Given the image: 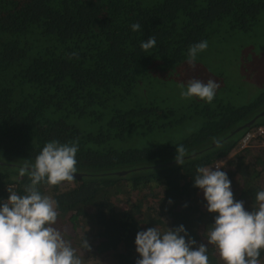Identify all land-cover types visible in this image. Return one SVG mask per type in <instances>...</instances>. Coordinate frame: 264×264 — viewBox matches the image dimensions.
Returning <instances> with one entry per match:
<instances>
[{"label": "trees", "instance_id": "16d2710c", "mask_svg": "<svg viewBox=\"0 0 264 264\" xmlns=\"http://www.w3.org/2000/svg\"><path fill=\"white\" fill-rule=\"evenodd\" d=\"M205 40L193 68L189 46ZM193 79L219 83L211 104L181 98ZM245 83L259 93L220 94ZM263 111L264 0H0V206L8 186L24 194L25 160L78 141L74 181L40 191L58 202L55 227L84 264H136L138 232L180 225L209 248V264H224L206 235L218 214L194 177L224 161L234 201L253 211L264 149L238 142L264 117L230 134Z\"/></svg>", "mask_w": 264, "mask_h": 264}, {"label": "clouds", "instance_id": "9594fccd", "mask_svg": "<svg viewBox=\"0 0 264 264\" xmlns=\"http://www.w3.org/2000/svg\"><path fill=\"white\" fill-rule=\"evenodd\" d=\"M131 27L135 32L141 25L134 23ZM155 45V37L151 36L141 43V48L148 51ZM207 47L206 40L189 46L187 62L191 67L195 68L198 53L206 51ZM180 87L182 99L195 97L211 104L220 85L211 79L207 83L193 79L186 90L183 84ZM176 149V162L182 165L186 149L182 145ZM78 150V141L67 144L50 141L34 163L25 160L19 169V176L27 175L30 181L24 185V194L8 186L9 198L0 206V264H84L71 242L55 227L59 217L58 202L40 191L42 184L58 187L74 181ZM221 167L223 162L216 163L215 171L213 167L199 166L194 177V187L204 193L207 211L218 214L206 233L207 242L218 250L224 264H261L264 190L256 193L254 210L246 211L243 201H234L231 181ZM135 244L141 257L136 264H209V248L205 244L197 247L196 240L189 237L183 225L175 229L167 227L163 232L159 227L140 231ZM82 248L91 251L86 238Z\"/></svg>", "mask_w": 264, "mask_h": 264}, {"label": "rangeland", "instance_id": "374dc122", "mask_svg": "<svg viewBox=\"0 0 264 264\" xmlns=\"http://www.w3.org/2000/svg\"><path fill=\"white\" fill-rule=\"evenodd\" d=\"M218 68L219 67H217V69ZM226 78L228 79L229 77L227 76ZM250 92H252V93H250ZM258 93H259L258 85H256L255 83L254 84L245 83V86L242 87V89L237 88V90L236 89L235 90L229 89V86H228L227 88H225L224 90H222L220 92L222 97H224V95H225V97H227V98L229 97V99H231V100L233 99L235 102H238V103L246 101L247 98L251 99L252 97H254ZM233 154H234V151L230 154V156L228 158H230ZM221 162L224 163V161H221ZM113 261H114L113 258H110V257L106 258L107 263H112Z\"/></svg>", "mask_w": 264, "mask_h": 264}, {"label": "built area", "instance_id": "2783aa9c", "mask_svg": "<svg viewBox=\"0 0 264 264\" xmlns=\"http://www.w3.org/2000/svg\"><path fill=\"white\" fill-rule=\"evenodd\" d=\"M252 147L264 149V123L255 125L247 130L238 142L239 150ZM215 165L216 163L213 166L214 171L216 170Z\"/></svg>", "mask_w": 264, "mask_h": 264}, {"label": "water", "instance_id": "95a60500", "mask_svg": "<svg viewBox=\"0 0 264 264\" xmlns=\"http://www.w3.org/2000/svg\"><path fill=\"white\" fill-rule=\"evenodd\" d=\"M264 117V111L261 112L260 114H258L255 118H253L250 122L240 125L236 130L232 131L230 135H234L235 133H237L239 130H241L244 127L247 126H251L252 124H254L256 121H259L260 119H262ZM76 176H80V175H76Z\"/></svg>", "mask_w": 264, "mask_h": 264}]
</instances>
